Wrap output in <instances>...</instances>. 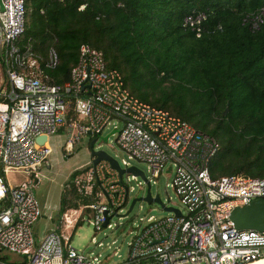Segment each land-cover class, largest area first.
<instances>
[{"label":"built area","instance_id":"2783aa9c","mask_svg":"<svg viewBox=\"0 0 264 264\" xmlns=\"http://www.w3.org/2000/svg\"><path fill=\"white\" fill-rule=\"evenodd\" d=\"M84 8L85 4L79 7ZM26 14V0H0V249L24 256L21 264H251L264 260V231L236 228L230 219L235 207L264 200V177L233 174L212 179L209 164L219 149L217 140L132 94L121 72L107 68L103 52L88 43L79 46L68 80L52 83L45 68L58 64L55 49H48L43 66L29 44L20 45ZM204 20L203 13L189 15L183 27L199 37ZM253 27H258L256 22ZM70 105L77 120H84L71 121L72 129L99 135L112 127L115 143L127 157L146 163L150 184L162 172L172 173L171 186L184 210L179 215L168 211L162 218L149 217L117 262L106 263L73 248L70 238L55 230L45 231L39 240L34 236L33 227L42 215L34 193L35 171L50 153L49 136L67 124ZM39 136L46 140L38 142ZM122 164L129 166L124 159ZM11 170L28 177L10 185L5 175ZM124 175L104 160L80 168L72 186L94 201L67 210L59 224L69 211L76 214L91 208L96 230L111 227V217H122L120 212L130 201L133 187Z\"/></svg>","mask_w":264,"mask_h":264},{"label":"trees","instance_id":"16d2710c","mask_svg":"<svg viewBox=\"0 0 264 264\" xmlns=\"http://www.w3.org/2000/svg\"><path fill=\"white\" fill-rule=\"evenodd\" d=\"M26 9L20 45L29 44L43 66L55 49L58 64L45 68L52 83L68 80L88 43L132 94L217 140L212 179L264 177V0H26ZM199 13L197 37L183 20ZM76 117L70 105L68 124ZM77 172L61 194L58 224L67 210L94 201L73 189Z\"/></svg>","mask_w":264,"mask_h":264},{"label":"rangeland","instance_id":"374dc122","mask_svg":"<svg viewBox=\"0 0 264 264\" xmlns=\"http://www.w3.org/2000/svg\"><path fill=\"white\" fill-rule=\"evenodd\" d=\"M77 116V115H76ZM77 120V117L75 121ZM84 123V120H77ZM202 127V126H201ZM116 130L112 127L105 128L101 134L80 133L77 128L72 129L70 124L60 127L57 132L48 138L50 153L46 160L36 168V178L34 193L38 199L42 215L33 227L36 240L47 230L59 228L58 233L70 238V246L84 253H92L99 256L101 260L107 262H117L127 251V244L143 226L149 217L162 218L169 215L161 204L156 202L136 201L132 210L127 214V210L134 198L144 196L146 184L138 176L136 179L130 178L132 173H126L123 179L129 178V185L133 187L130 193V201L122 209L117 217L113 215L110 219L111 227L103 226L100 230L94 227L95 210L88 208L73 214L69 211L63 220V224H58V208L62 192L69 187L71 173L87 166L92 159V149H102L111 155L121 168H124L122 159L128 161L129 166H134L142 171L145 176L150 177L148 167L145 162L136 159H129L124 151L115 143ZM72 141L69 147L68 141ZM2 172L0 176H2ZM28 175L23 171L11 170L6 179L11 183L26 180ZM172 173L164 171L158 178L151 181V195L159 196L161 203L166 207H172L183 212L182 204L174 189L171 186ZM73 187V186H72ZM76 191V189L73 187ZM77 192V191H76ZM78 193V192H77ZM79 218V224L75 223ZM61 220V219H60ZM61 223V222H60ZM94 239V240H93ZM99 243H101L99 245ZM114 252L120 256L113 255ZM0 258L7 263L21 264L24 256L0 249Z\"/></svg>","mask_w":264,"mask_h":264},{"label":"water","instance_id":"95a60500","mask_svg":"<svg viewBox=\"0 0 264 264\" xmlns=\"http://www.w3.org/2000/svg\"><path fill=\"white\" fill-rule=\"evenodd\" d=\"M227 110H228V107L226 106V108L223 111L224 115L227 113ZM87 133H90V131H88ZM45 140H46V136H39L37 138V141L40 143L44 142ZM91 149H92V159H91L92 165H96L98 162L104 160V161L109 162L112 168L118 171L120 176L123 175L124 173H132L134 176H137V177L140 176L144 180L146 184L145 195L138 197V198H134L131 201L130 206L125 215H127L132 210L136 201H146L148 203L156 202V203L161 204L162 208L165 211H174L175 214L177 215L180 214L178 209L164 206L161 203V200L158 195H156L155 197H152L151 191H150L151 184L142 171L138 170L134 166H128L127 168H121L117 160H115L111 155H109L104 150L93 149V144L91 145ZM230 219L232 220L236 228L254 229L257 231H264V200L258 198V199H254L250 201L247 205L235 207L230 213ZM261 264H264V263H261Z\"/></svg>","mask_w":264,"mask_h":264},{"label":"crops","instance_id":"0c3cea01","mask_svg":"<svg viewBox=\"0 0 264 264\" xmlns=\"http://www.w3.org/2000/svg\"><path fill=\"white\" fill-rule=\"evenodd\" d=\"M91 163V162H90ZM89 165V164H88ZM87 165V166H88ZM82 168V167H81ZM77 170H79V168L78 169H76V170H74V171H77ZM73 171V172H74ZM2 172V170L0 169V173ZM2 174H3V172H2ZM8 174V173H7ZM7 174L5 175V179H6V177H7ZM3 176V175H2ZM6 181L10 184V185H15V184H17V183H19V182H17V183H11V182H9L7 179H6ZM0 260H2L1 258H0ZM1 264V263H0Z\"/></svg>","mask_w":264,"mask_h":264},{"label":"bare ground","instance_id":"6f19581e","mask_svg":"<svg viewBox=\"0 0 264 264\" xmlns=\"http://www.w3.org/2000/svg\"><path fill=\"white\" fill-rule=\"evenodd\" d=\"M261 263H264V260L257 261V262L251 263V264H261Z\"/></svg>","mask_w":264,"mask_h":264}]
</instances>
